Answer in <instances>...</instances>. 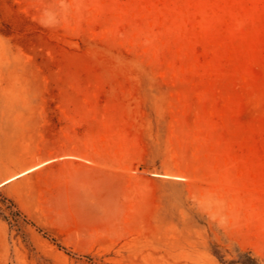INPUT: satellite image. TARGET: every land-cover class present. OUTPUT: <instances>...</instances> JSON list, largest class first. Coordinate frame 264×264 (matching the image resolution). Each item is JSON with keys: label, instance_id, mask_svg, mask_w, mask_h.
I'll list each match as a JSON object with an SVG mask.
<instances>
[{"label": "rangeland", "instance_id": "1", "mask_svg": "<svg viewBox=\"0 0 264 264\" xmlns=\"http://www.w3.org/2000/svg\"><path fill=\"white\" fill-rule=\"evenodd\" d=\"M250 260L264 0H0V264Z\"/></svg>", "mask_w": 264, "mask_h": 264}, {"label": "trees", "instance_id": "2", "mask_svg": "<svg viewBox=\"0 0 264 264\" xmlns=\"http://www.w3.org/2000/svg\"><path fill=\"white\" fill-rule=\"evenodd\" d=\"M251 261V264H255V262H253V260H250Z\"/></svg>", "mask_w": 264, "mask_h": 264}, {"label": "crops", "instance_id": "3", "mask_svg": "<svg viewBox=\"0 0 264 264\" xmlns=\"http://www.w3.org/2000/svg\"><path fill=\"white\" fill-rule=\"evenodd\" d=\"M49 162H50V161H49ZM49 162H48V163H49Z\"/></svg>", "mask_w": 264, "mask_h": 264}, {"label": "bare ground", "instance_id": "4", "mask_svg": "<svg viewBox=\"0 0 264 264\" xmlns=\"http://www.w3.org/2000/svg\"><path fill=\"white\" fill-rule=\"evenodd\" d=\"M38 167V166H37Z\"/></svg>", "mask_w": 264, "mask_h": 264}]
</instances>
